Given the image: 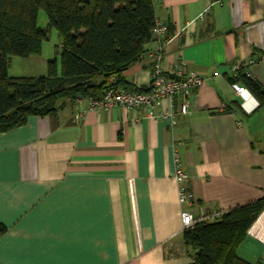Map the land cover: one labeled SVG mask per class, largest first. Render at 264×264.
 Masks as SVG:
<instances>
[{"label": "crops", "instance_id": "0c3cea01", "mask_svg": "<svg viewBox=\"0 0 264 264\" xmlns=\"http://www.w3.org/2000/svg\"><path fill=\"white\" fill-rule=\"evenodd\" d=\"M154 15L168 36L184 28L161 68L183 61L203 79L187 114L169 127L158 108L65 100L54 118L0 134V264H191L173 149L193 218L264 197V106L246 114L230 87L239 72L264 87V0H154ZM156 47L153 38L122 73L127 88H148ZM236 255L264 260V208Z\"/></svg>", "mask_w": 264, "mask_h": 264}, {"label": "trees", "instance_id": "16d2710c", "mask_svg": "<svg viewBox=\"0 0 264 264\" xmlns=\"http://www.w3.org/2000/svg\"><path fill=\"white\" fill-rule=\"evenodd\" d=\"M39 11L45 28L36 24ZM155 22L154 0H0V134L30 117L54 118L65 100L92 101L111 87L127 88L122 73L141 60ZM51 29L60 39L59 62L48 61L44 77H9L10 59L39 55ZM230 81L264 106L263 86L241 72ZM263 208L264 197L183 231L184 245L195 252L191 264H248L236 249Z\"/></svg>", "mask_w": 264, "mask_h": 264}, {"label": "built area", "instance_id": "2783aa9c", "mask_svg": "<svg viewBox=\"0 0 264 264\" xmlns=\"http://www.w3.org/2000/svg\"><path fill=\"white\" fill-rule=\"evenodd\" d=\"M197 19H201V15ZM195 21L196 19H193L186 23L185 28L192 26ZM183 30L184 28L168 36L167 27L156 21L152 37L157 41V47L148 56L151 63L150 84L148 88L145 91H134L127 88L111 87L99 99L88 101L85 109L88 111H101L114 107L125 110H133L139 107L146 109L158 108L161 109V112L155 118L167 121L169 127L174 126L177 115L187 114L189 110V96L203 82V79L196 72L186 71L183 61L177 62L170 69L163 70L161 68V62L167 46ZM237 69V66H233L231 72L235 74ZM230 87L240 99V107L246 114L251 113L258 107L257 101L245 87L237 83H231ZM82 101L81 99L76 100L77 103ZM172 156L174 163L173 179L176 184L177 201L182 207L180 214L182 232L192 229L200 221L216 220L221 212H213L202 219L192 217L189 210L188 175L183 171L179 163L176 149H173ZM261 264H264V260Z\"/></svg>", "mask_w": 264, "mask_h": 264}, {"label": "rangeland", "instance_id": "374dc122", "mask_svg": "<svg viewBox=\"0 0 264 264\" xmlns=\"http://www.w3.org/2000/svg\"><path fill=\"white\" fill-rule=\"evenodd\" d=\"M36 24L38 27L47 25V18L43 11L37 13ZM60 39L54 29H51L46 40L42 43L40 54L22 59L12 57L10 59L8 75L12 77H44L46 75V63L56 60L59 62Z\"/></svg>", "mask_w": 264, "mask_h": 264}]
</instances>
